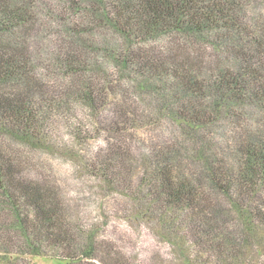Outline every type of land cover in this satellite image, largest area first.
Returning a JSON list of instances; mask_svg holds the SVG:
<instances>
[{
  "label": "trees",
  "instance_id": "obj_1",
  "mask_svg": "<svg viewBox=\"0 0 264 264\" xmlns=\"http://www.w3.org/2000/svg\"><path fill=\"white\" fill-rule=\"evenodd\" d=\"M32 255L264 264L261 0H0V264Z\"/></svg>",
  "mask_w": 264,
  "mask_h": 264
},
{
  "label": "rangeland",
  "instance_id": "obj_2",
  "mask_svg": "<svg viewBox=\"0 0 264 264\" xmlns=\"http://www.w3.org/2000/svg\"><path fill=\"white\" fill-rule=\"evenodd\" d=\"M261 1L264 5V0H261ZM46 158L49 159V163L52 164L51 166L55 167L58 171H60V169H62V171L64 170V167H60V163H58L59 161L56 160L55 157L46 156ZM60 179L61 181L63 180L62 176L60 177ZM158 247L163 255L162 257L166 256L167 251H168L167 248H165L161 243L157 244L154 240L151 239V237H146V242L144 243V246H142V249H141L142 251L141 258L143 259V261L148 262L147 255H146L147 250L150 253L154 251V249H158ZM27 259L30 261L31 264H67L65 261L57 260L52 257H45V256H38V255L29 256Z\"/></svg>",
  "mask_w": 264,
  "mask_h": 264
}]
</instances>
